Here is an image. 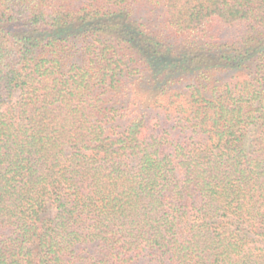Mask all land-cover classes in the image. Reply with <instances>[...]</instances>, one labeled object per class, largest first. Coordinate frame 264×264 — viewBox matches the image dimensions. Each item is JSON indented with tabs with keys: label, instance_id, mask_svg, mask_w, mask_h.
I'll list each match as a JSON object with an SVG mask.
<instances>
[{
	"label": "trees",
	"instance_id": "16d2710c",
	"mask_svg": "<svg viewBox=\"0 0 264 264\" xmlns=\"http://www.w3.org/2000/svg\"><path fill=\"white\" fill-rule=\"evenodd\" d=\"M0 264H264V0H0Z\"/></svg>",
	"mask_w": 264,
	"mask_h": 264
}]
</instances>
